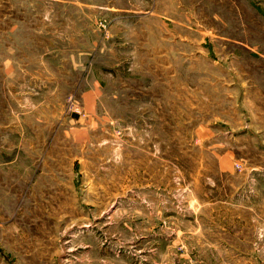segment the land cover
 <instances>
[{
  "label": "rangeland",
  "instance_id": "obj_1",
  "mask_svg": "<svg viewBox=\"0 0 264 264\" xmlns=\"http://www.w3.org/2000/svg\"><path fill=\"white\" fill-rule=\"evenodd\" d=\"M0 264H264V0H0Z\"/></svg>",
  "mask_w": 264,
  "mask_h": 264
}]
</instances>
